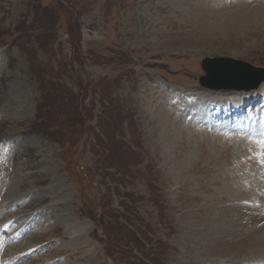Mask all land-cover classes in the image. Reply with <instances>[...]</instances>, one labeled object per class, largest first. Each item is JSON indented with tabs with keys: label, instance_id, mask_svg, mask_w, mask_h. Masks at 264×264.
I'll use <instances>...</instances> for the list:
<instances>
[{
	"label": "rangeland",
	"instance_id": "1",
	"mask_svg": "<svg viewBox=\"0 0 264 264\" xmlns=\"http://www.w3.org/2000/svg\"><path fill=\"white\" fill-rule=\"evenodd\" d=\"M215 57L264 70V0H0V264H264V92Z\"/></svg>",
	"mask_w": 264,
	"mask_h": 264
},
{
	"label": "water",
	"instance_id": "2",
	"mask_svg": "<svg viewBox=\"0 0 264 264\" xmlns=\"http://www.w3.org/2000/svg\"><path fill=\"white\" fill-rule=\"evenodd\" d=\"M204 76L199 85L205 89L251 91L264 83V70L232 58H205L201 61Z\"/></svg>",
	"mask_w": 264,
	"mask_h": 264
},
{
	"label": "bare ground",
	"instance_id": "3",
	"mask_svg": "<svg viewBox=\"0 0 264 264\" xmlns=\"http://www.w3.org/2000/svg\"><path fill=\"white\" fill-rule=\"evenodd\" d=\"M258 91H260V92H264V83L263 84H261L260 86H259V88L257 89ZM252 92L253 91H251V92H244V93H242V92H240V93H238V94H236L237 95V98H231V99H221L220 101H216L217 102V106H219V108L220 109H224V108H238V105L239 104H236V101H238V100H243V99H246V98H248V97H250V96H252ZM263 94V93H262ZM235 95V96H236ZM205 97V100H207L208 98L205 96V95H203L202 97H200L199 99H198V109L199 110H204V109H208V106H209V103H207L205 106H204V102H205V100H203V98ZM214 99V98H213ZM213 99L211 98V101H213ZM201 103V104H200ZM264 169V168H263ZM262 172V171H261ZM262 174L264 175V172H262ZM241 178V177H240ZM255 178V177H254ZM243 179V178H242ZM255 180V179H254ZM253 180V181H254ZM239 181V180H238ZM255 181H257V180H255ZM259 181V180H258ZM257 181V182H258ZM261 181V183H254L253 182V188L255 189V190H257L258 189V191H259V194L257 195L256 194V196L255 195H252V198H253V200H254V198L255 199H257V198H259L260 200H261V198H262V200L264 199V181L263 180H260ZM241 196H243V195H241ZM258 200V199H257ZM252 201V200H251ZM250 201V202H251ZM249 201L248 202H246L244 205H246L247 207H245L244 209H247V212H249L247 215H248V217L250 218H248L249 219V222H248V224H252V226H254V229H253V232H254V234L256 235V236H258V245H259V256L258 257H262V254H263V256H264V215H257V212H259V214H261L262 212H263V209H261L262 208V206L260 205V203L261 202H258L257 204L255 203V204H251V203H254L255 202V200H254V202H251L250 203ZM264 203V202H263ZM252 207H255V208H253L252 209ZM256 207H260V209H258V208H256ZM235 209H237V208H235ZM239 210H242V209H239ZM238 210V211H239ZM255 210H257V211H255ZM246 211V210H245ZM264 214V213H263ZM240 217V216H239ZM241 220V219H240ZM245 220V219H244ZM230 221V220H229ZM231 223V222H230ZM230 225V224H229ZM250 228V227H249ZM252 231V230H251ZM247 232H249V231H247ZM245 236V235H244ZM252 237V236H251ZM249 238V237H248ZM245 239H246V237H245ZM250 239V238H249ZM254 240H255V238H254ZM253 241V240H252ZM244 243V242H243ZM252 245V244H251ZM257 245V244H256ZM252 248V247H251ZM249 250V249H248ZM255 253V252H254ZM258 255V254H257Z\"/></svg>",
	"mask_w": 264,
	"mask_h": 264
},
{
	"label": "snow or ice",
	"instance_id": "4",
	"mask_svg": "<svg viewBox=\"0 0 264 264\" xmlns=\"http://www.w3.org/2000/svg\"><path fill=\"white\" fill-rule=\"evenodd\" d=\"M261 145L264 146V140L260 141ZM264 162V161H262Z\"/></svg>",
	"mask_w": 264,
	"mask_h": 264
}]
</instances>
